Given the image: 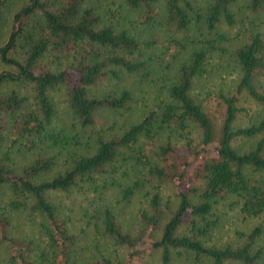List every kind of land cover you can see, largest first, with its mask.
<instances>
[{
  "label": "trees",
  "instance_id": "16d2710c",
  "mask_svg": "<svg viewBox=\"0 0 264 264\" xmlns=\"http://www.w3.org/2000/svg\"><path fill=\"white\" fill-rule=\"evenodd\" d=\"M234 1L20 0L6 19L11 0H0V243L8 264H75L70 212L87 190L98 196L82 211L95 237L85 264H133L148 246L159 264L182 254L205 264L264 263V0H246L242 19ZM128 14L183 56L150 108L105 130L100 112L131 99L118 82L146 79L154 61L145 51L155 42L124 23ZM237 22L234 38L221 30ZM214 55L231 66V87L195 91ZM239 139L253 143L239 149ZM165 185L172 208L161 203ZM110 186L123 200L145 187L130 229L100 200ZM223 200L259 220L232 241L206 244ZM17 216L26 231L11 222Z\"/></svg>",
  "mask_w": 264,
  "mask_h": 264
},
{
  "label": "rangeland",
  "instance_id": "374dc122",
  "mask_svg": "<svg viewBox=\"0 0 264 264\" xmlns=\"http://www.w3.org/2000/svg\"><path fill=\"white\" fill-rule=\"evenodd\" d=\"M20 0H11L8 8L4 11V16L6 19L10 18L11 13L17 8ZM232 9L235 10L237 18H245V15L248 13V9L246 8V0H235L232 4ZM124 23L126 25H134L137 26L138 31L142 32V36L148 39H153L155 42L151 45L145 52L146 56L149 54L154 55V61L151 60L147 69L142 70L146 73V79H141L138 74L131 75L129 77H125L119 81V86L123 85L128 88L131 92V99L127 102V106L114 110V111H106L103 110L97 116L98 120H102V128L105 130L114 131L121 124H126L129 122L135 121L139 115L150 108L154 99L158 95H162L163 93V84L167 80V75H170L175 68V65L178 61H180L183 56L180 47H178L171 40H166L167 38L162 35V31H158L157 29H142L146 24L141 21L140 17L132 14L126 16L124 19ZM239 22L237 24L228 26L223 23L220 25L221 30L224 31L228 35H234L235 32L239 29ZM4 27V26H3ZM145 32V33H143ZM227 45V43H223ZM148 51V52H147ZM214 55L210 64L207 65V71L203 75V77H199L197 83L194 86L195 91L204 92L206 89H217L218 87H222L223 89L231 87L233 83L234 72L231 71V66L224 63V60H220L222 64L218 65L219 60ZM151 63V64H150ZM140 71V73L142 72ZM153 78V82L150 80ZM149 80V81H148ZM199 81V83H198ZM152 82V83H151ZM63 105H59V110L57 112L58 121L65 119V113L63 112ZM101 122H97L95 129H98ZM86 137V133L82 136V139ZM91 139V138H90ZM253 143V139H239L236 141L239 149H246ZM31 154L25 153V160L30 157ZM17 160H22V157H18ZM57 165L61 166L60 162H56ZM145 187L136 191L132 194L127 200H123L120 198V193H118L117 188L114 186H110L107 189H103L100 195V200L103 203L108 204L110 209L113 211L115 215V219L123 228H131L137 222V214L138 209L141 206L146 205V195L144 193ZM58 201L60 199L58 198ZM98 196L97 193H93L91 190H87L86 193H78L75 198V203L73 205L74 209L70 212V215L73 219V223L75 226V232L77 234L78 239V256L75 264H85L87 258L89 257L91 251L94 250L92 245L95 240L93 229L91 226H86L83 217L82 211L85 206V202L87 199L92 197L96 198ZM168 199L170 200L169 207L172 208L175 205V200L171 195V192L168 189V185H165L163 190L161 191V203ZM231 205L227 200L222 201V205L219 207L220 214V224L214 229L207 238L206 244H222L224 242L232 241L234 239V234L236 230L247 231L249 230L256 222H258V217H242L241 214L237 212L236 207H229ZM168 209L165 208V214L163 219L159 223V227L162 225L165 218L168 216ZM15 220L11 222H15L18 227L22 231H26L27 224L23 221L21 216H17L14 218ZM99 240L100 248L105 247L107 244L104 242L102 237L97 238ZM5 248L0 243V264H8L5 259ZM174 261L171 264H205L202 260L195 259L190 255L182 254L180 257L174 255ZM133 264H159V253L157 250H152L151 247L148 246L147 249L144 250L143 255H140L137 258V262ZM225 264H239L238 261H226ZM257 264H264L262 259L258 261Z\"/></svg>",
  "mask_w": 264,
  "mask_h": 264
}]
</instances>
